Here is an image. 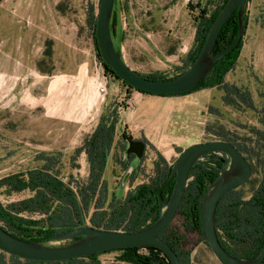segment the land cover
<instances>
[{"label":"rangeland","instance_id":"rangeland-1","mask_svg":"<svg viewBox=\"0 0 264 264\" xmlns=\"http://www.w3.org/2000/svg\"><path fill=\"white\" fill-rule=\"evenodd\" d=\"M88 1L97 13L98 0H0V179L38 166L40 154L58 152L65 181L71 176L85 183L89 172L85 153L75 160L70 156L90 136L102 113L120 112L118 106L125 104L131 113L122 114L125 126L116 131L115 143L124 146V133L145 140L147 146L142 160L122 154L119 144L111 150L103 174L106 198L113 190L124 195L152 175L157 159L152 146L169 166L185 148L218 140L217 134L253 145L256 140L251 130L264 131L258 121L264 106V0L247 2L250 22L241 53L224 78L227 84L246 91L253 107L226 104L220 88L212 89L211 96L207 92L165 97L144 94L143 99L134 97L133 106L131 92L108 97L107 79L86 23ZM187 1L117 0L124 45L144 51L133 58L136 72L171 77L181 71L190 48L187 38L198 14L196 9L186 8ZM192 2L194 5L195 0ZM100 84L105 88L103 93ZM72 98L80 99L81 106L75 111L77 115L68 119L64 115ZM260 144L264 161L263 140ZM251 164L250 182L239 188L245 197L261 177L260 164L255 159ZM137 166L135 178L122 184V177ZM29 195L28 191L7 195L1 189L0 201L7 204ZM172 226L186 239L190 264H220L198 235L183 230L178 217H173ZM118 258L117 251L97 257L101 264H127Z\"/></svg>","mask_w":264,"mask_h":264},{"label":"trees","instance_id":"trees-1","mask_svg":"<svg viewBox=\"0 0 264 264\" xmlns=\"http://www.w3.org/2000/svg\"><path fill=\"white\" fill-rule=\"evenodd\" d=\"M227 0H204L194 5L190 1L186 8L190 11H198L195 21L194 42L182 61V69L177 75L166 77L160 73L140 74L154 80H168L182 75L195 61L200 52L207 33L215 21L217 15ZM242 15L243 34L238 44L228 53L214 60L210 71L201 79L199 84L192 90L170 96H184L204 89L220 88L224 94L222 100L232 106L246 104L253 107L249 94L236 86L225 82V75L234 69L240 56L244 43V36L248 28L250 18L247 11V2ZM116 2L110 19L111 36L114 42H121L123 35L120 32L119 15L116 10ZM100 0H98L99 8ZM98 13V12H97ZM97 13L93 12V4L88 1L86 4V23L93 42V48L97 59L106 78H114L121 82L126 88V95L136 91L145 95H154L145 91H139L127 85L116 77L113 70L104 64L97 45L95 29ZM238 30L236 13H234L224 24L218 34L213 53L220 52L227 48ZM118 49V46H115ZM50 53V52H49ZM47 55H49L47 53ZM165 97L162 95H155ZM118 106V110L127 109ZM119 112L115 109L104 112L100 115L99 121L83 144L76 148L70 156L75 160L81 152H84L89 164L87 180L82 183L68 176L65 181L62 172L61 154H40L36 160L40 164L23 172L9 174L0 179V190L9 195L12 192L28 191L29 196L20 200L3 204L0 201V226L19 239L29 242L48 244L50 239L58 234L69 231L73 228L90 226L96 229L134 232L143 229L154 223L167 206L171 197L175 177H171L173 164L167 165L164 157L154 146L157 159L153 162V173L145 182H142L125 194L114 191L109 198H106V182L103 178L106 164L115 143L117 135ZM258 121L264 127V106L258 112ZM255 136L253 145L246 142H237L225 134H217L218 140L227 141L234 145L244 158L251 165L255 159L260 164L261 177L255 187L249 190L245 197L239 188L223 195L215 210L214 224L219 242L231 255L239 259L255 258L264 246V161L260 156L262 140L264 142V131L251 130ZM126 152L125 140H132L124 133L121 135ZM143 141L147 146V142ZM145 155V150L140 160ZM135 156L129 154L130 158ZM123 162L126 163V161ZM229 158L221 152L207 153L196 160L188 173V182L185 191L174 217L180 219L181 227L185 232H192L198 235L199 239L208 244L201 234L200 210L202 200L212 183L218 177L221 169L227 167ZM138 166L133 169L128 178L129 181L135 178ZM123 179V177H122ZM250 179V178H249ZM245 184H248L250 181ZM122 181V180H121ZM161 188L160 197L158 189ZM60 240L67 244L73 240ZM161 238L167 242L177 255L180 264H190V253L185 249V238L177 233L172 221L167 226ZM59 244V245H63ZM119 252V260L127 264H152L154 257L165 258L164 254L157 248H123L112 249L105 252ZM100 252L87 257L71 259L68 261L42 262L21 259L17 256L6 254L0 251V264H101L97 259ZM264 262V260H263ZM165 264H169L168 262ZM264 264V263H263Z\"/></svg>","mask_w":264,"mask_h":264},{"label":"water","instance_id":"water-1","mask_svg":"<svg viewBox=\"0 0 264 264\" xmlns=\"http://www.w3.org/2000/svg\"><path fill=\"white\" fill-rule=\"evenodd\" d=\"M114 2L115 0H100L99 3L95 29L99 53L104 64L113 70L116 77L139 91L170 96L194 89L210 71L214 60L231 51L242 38V15L246 0H227L211 25L193 64L178 77L168 80L149 79L130 68L123 60L120 50L114 45L110 30ZM234 13H236L238 22L236 37L227 48L213 53L219 32ZM127 144V156L132 153L140 159L145 150L143 141L132 139L127 141ZM211 152L226 154L229 163L227 167L221 169L203 197L200 210L201 234L220 264H263L264 246L255 258L239 259L223 248L216 233L214 214L220 198L227 192L244 185L251 176V165L242 153L231 143L222 140L195 143L179 154L171 169V177H175L171 197L160 217L151 225L134 232L102 230L90 226L77 227L52 237L48 244L19 239L0 226V251L25 260L56 262L87 257L112 249L154 247L159 249L165 258L161 259L156 256L152 259V264L167 262L180 264L177 255L161 238V235L178 210L191 167L198 158ZM129 174L130 172L124 175L122 184H125ZM160 191L161 188L158 189V197H160ZM75 237L79 238L67 244H52L54 241Z\"/></svg>","mask_w":264,"mask_h":264},{"label":"crops","instance_id":"crops-1","mask_svg":"<svg viewBox=\"0 0 264 264\" xmlns=\"http://www.w3.org/2000/svg\"><path fill=\"white\" fill-rule=\"evenodd\" d=\"M188 1H190L191 3H193L192 0H188ZM198 1L200 3L202 2V0H195V3L198 2ZM119 21H120V18H119ZM120 32L123 35V40L121 42H119L118 41V38H117V43H118L117 46H118V49L120 50L121 56H122L123 60L125 61V63L130 68H132L133 70H136V66L137 65L135 64V60L133 58H135V56H138V54L143 55L144 54V51H143L142 48H139V50H135V49H132V48L129 49L128 46H127V44L124 45L123 42H124V40H125L126 37H125V34L122 31L121 23H120ZM194 36H195V26L193 27V31H192L191 35L188 36V38H187V45H189L190 48L193 45ZM132 43H133V41H132ZM137 43H139L140 46L143 47V43L141 42V40H138L137 39ZM190 48H189V50H190ZM137 72L140 73V74H143V73H141L139 71H137ZM106 79H107L106 81L104 80V84L106 85V83H107L106 89H108V91H105V92L107 93L108 97L111 98L112 96H116L117 94H120L121 92H124V93L126 92L125 86H123L121 84V82H119L118 80H116L114 78H106ZM56 82H58V81H56ZM100 86H103V85L100 84L99 87ZM212 89H214V88L204 89V90H201V91H198V92H195V93H191V94H196V93L199 94V93H204V92L206 93L207 92L208 95L211 96L212 95V93H211V90ZM191 94H189V95H191ZM152 96H154V95H152ZM134 97H137V99H143L144 94L139 93V92H136V91H132L131 92V104H132V106H133ZM80 102H81L80 99L72 98L71 101L69 102L70 105H68L67 106V110H65V115L64 116L65 117H68V119H70L73 116L77 115L75 113V111H76V109L79 106H81ZM128 108L125 109V110H123L122 112L120 111L119 114H118V125H117V128L119 130H122L123 127L125 126V124H124L125 118L123 120H121L122 114L131 113V112H129V109ZM134 112H135V109L133 107V112L132 113H134ZM126 116H127V114H126ZM128 118H131L132 119V118H134V116H129Z\"/></svg>","mask_w":264,"mask_h":264},{"label":"built area","instance_id":"built-area-1","mask_svg":"<svg viewBox=\"0 0 264 264\" xmlns=\"http://www.w3.org/2000/svg\"><path fill=\"white\" fill-rule=\"evenodd\" d=\"M104 90H105L104 86H100V87H99V91H100V92H102V93H103V92H104Z\"/></svg>","mask_w":264,"mask_h":264},{"label":"flooded vegetation","instance_id":"flooded-vegetation-1","mask_svg":"<svg viewBox=\"0 0 264 264\" xmlns=\"http://www.w3.org/2000/svg\"><path fill=\"white\" fill-rule=\"evenodd\" d=\"M131 139H133V138H131ZM136 140H141V139H136ZM125 143H126L125 145H128L126 140H125ZM145 148H146V144H145ZM227 252H228V251H227ZM228 253H229V252H228ZM247 259H253V258H247Z\"/></svg>","mask_w":264,"mask_h":264},{"label":"bare ground","instance_id":"bare-ground-1","mask_svg":"<svg viewBox=\"0 0 264 264\" xmlns=\"http://www.w3.org/2000/svg\"><path fill=\"white\" fill-rule=\"evenodd\" d=\"M75 101V100H74ZM72 103V102H71ZM70 105V104H69Z\"/></svg>","mask_w":264,"mask_h":264}]
</instances>
